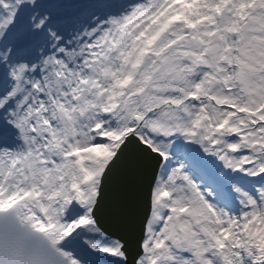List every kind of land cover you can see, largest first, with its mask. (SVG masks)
Masks as SVG:
<instances>
[{
	"label": "snow or ice",
	"instance_id": "snow-or-ice-1",
	"mask_svg": "<svg viewBox=\"0 0 264 264\" xmlns=\"http://www.w3.org/2000/svg\"><path fill=\"white\" fill-rule=\"evenodd\" d=\"M0 264H264V0H0Z\"/></svg>",
	"mask_w": 264,
	"mask_h": 264
}]
</instances>
